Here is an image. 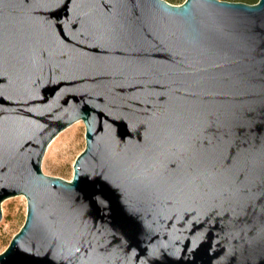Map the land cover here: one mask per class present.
Listing matches in <instances>:
<instances>
[{"label": "water", "instance_id": "95a60500", "mask_svg": "<svg viewBox=\"0 0 264 264\" xmlns=\"http://www.w3.org/2000/svg\"><path fill=\"white\" fill-rule=\"evenodd\" d=\"M17 194L0 264H264V0H0V220Z\"/></svg>", "mask_w": 264, "mask_h": 264}, {"label": "rangeland", "instance_id": "374dc122", "mask_svg": "<svg viewBox=\"0 0 264 264\" xmlns=\"http://www.w3.org/2000/svg\"><path fill=\"white\" fill-rule=\"evenodd\" d=\"M179 3L182 0H168ZM84 123L78 119L59 131L48 148L42 160L43 172L59 175L64 178L72 176V164L76 155L85 145ZM2 217L0 220V252L8 245L12 236L20 229L25 219L26 199L23 194L5 198L1 202Z\"/></svg>", "mask_w": 264, "mask_h": 264}, {"label": "trees", "instance_id": "16d2710c", "mask_svg": "<svg viewBox=\"0 0 264 264\" xmlns=\"http://www.w3.org/2000/svg\"><path fill=\"white\" fill-rule=\"evenodd\" d=\"M243 1L254 2V1H256V0H243Z\"/></svg>", "mask_w": 264, "mask_h": 264}, {"label": "bare ground", "instance_id": "6f19581e", "mask_svg": "<svg viewBox=\"0 0 264 264\" xmlns=\"http://www.w3.org/2000/svg\"><path fill=\"white\" fill-rule=\"evenodd\" d=\"M54 140V138L51 140V142ZM51 142L48 144L47 148L49 147V145L51 144Z\"/></svg>", "mask_w": 264, "mask_h": 264}]
</instances>
